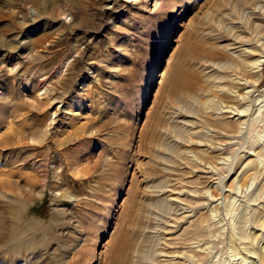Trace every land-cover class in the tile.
<instances>
[{"label": "rangeland", "instance_id": "374dc122", "mask_svg": "<svg viewBox=\"0 0 264 264\" xmlns=\"http://www.w3.org/2000/svg\"><path fill=\"white\" fill-rule=\"evenodd\" d=\"M0 11L9 223L40 236L58 211L31 257L112 264L127 239L132 264H264V0Z\"/></svg>", "mask_w": 264, "mask_h": 264}, {"label": "bare ground", "instance_id": "6f19581e", "mask_svg": "<svg viewBox=\"0 0 264 264\" xmlns=\"http://www.w3.org/2000/svg\"><path fill=\"white\" fill-rule=\"evenodd\" d=\"M262 50H263V48H262ZM261 54H262L261 57H264V50L262 51ZM249 87H250V85H248L247 83L246 84L244 83V88L247 89ZM44 93L45 92H39V95L44 94ZM246 111H247V109H245V110L232 109L231 113L233 114V116H237V118H241L244 115H247L246 113L244 114V112H246ZM5 174L6 173H4V175ZM12 186L13 185L11 182H8V181L0 178V189L2 190V192H0V239H5V238L9 237L10 228H13L16 230V235L15 236L10 235L11 236L10 240L7 241L5 245L0 246L3 248V252L0 251V264H39V262H37V260L34 259L33 256L31 257L30 254H34L35 250L47 248L51 244L52 240L50 238V235L54 232V228H53L54 224L53 223H54L55 217H57L56 215L58 214V211L55 208H53V211H54L53 216L51 217L47 227L45 228L43 233H41L40 236H38V232L36 230L35 231L37 233L31 232V230L37 228L38 222L36 220L32 224H29L26 227H23L22 220L20 221L16 217L17 221H15L14 226L10 225L8 218H9V216L13 217L14 213L16 212V209L11 208L9 203L7 204V201L3 198L5 197V194H6L5 191L8 192V191H10V189L15 191V189ZM6 214H9L8 217L6 216ZM14 219H15V216H14ZM57 225L58 224H56V226ZM27 231H30L29 235H26ZM39 237L45 239L46 244L44 245V248L42 246L39 247L36 244H34V246L32 248L29 244L37 243V241L40 240ZM14 239H17V240L21 239L25 243V245L24 246L14 245V243H15L13 241ZM17 242H19V241H17ZM130 246L131 245L128 243L127 239L125 241H122V243L120 244V247H119V254L117 257L114 258L112 264H132L131 260L129 259V255H128L130 248H131ZM38 253H41V251H38ZM34 256H36V255L34 254ZM48 257H50V256H48ZM134 261H135V259H134Z\"/></svg>", "mask_w": 264, "mask_h": 264}, {"label": "trees", "instance_id": "16d2710c", "mask_svg": "<svg viewBox=\"0 0 264 264\" xmlns=\"http://www.w3.org/2000/svg\"><path fill=\"white\" fill-rule=\"evenodd\" d=\"M41 207L43 208V210L45 209L46 210V208H47V202L46 201H43V203L41 204ZM32 208V211H36L35 210V206L34 207H31Z\"/></svg>", "mask_w": 264, "mask_h": 264}, {"label": "crops", "instance_id": "0c3cea01", "mask_svg": "<svg viewBox=\"0 0 264 264\" xmlns=\"http://www.w3.org/2000/svg\"><path fill=\"white\" fill-rule=\"evenodd\" d=\"M3 13H4V12L1 13V11H0V15H2ZM39 83H40V82H39Z\"/></svg>", "mask_w": 264, "mask_h": 264}]
</instances>
